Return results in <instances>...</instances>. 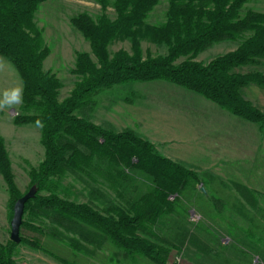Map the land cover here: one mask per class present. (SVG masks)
I'll return each mask as SVG.
<instances>
[{
  "label": "trees",
  "instance_id": "obj_1",
  "mask_svg": "<svg viewBox=\"0 0 264 264\" xmlns=\"http://www.w3.org/2000/svg\"><path fill=\"white\" fill-rule=\"evenodd\" d=\"M46 1L0 0V57L16 70L23 89V103L13 123L44 122L40 128L44 156L28 170L30 187H36V194L25 203L19 230V235L30 232L36 237L20 236L19 243L9 239L0 243V264H17L14 256L19 245L62 264H73L40 238L66 246L73 257L104 251L108 253L107 264H168L171 253H181L185 245L202 248L214 257L183 220L191 208L202 218L197 229L203 224L212 227L215 211L223 212V198L210 197L213 206L204 198L205 179L211 178L162 157L129 128L116 132L94 124L91 114L97 105L95 97L102 90L160 80L264 127V115L242 96L250 84L264 88V74L239 71L264 60V13L247 9L241 14L249 0H168L165 21L150 25L146 18L160 0H112L113 19L105 14L108 0H99L102 13L96 19L81 12L70 20L88 42L90 53H76L71 72L78 80L59 100L61 83L53 73L43 70L49 48L34 22L35 13ZM117 40L128 41L129 51L111 53L109 46ZM142 41L164 45L167 51L143 55ZM223 41L238 45L206 64L194 60ZM93 174L107 184L113 194L110 199L99 190L89 196V202L77 203L62 195L66 176L84 175L93 181ZM0 176L13 208L25 193L19 195L16 189L1 137ZM232 186L238 198L231 207L249 225L245 232L248 242H239L236 237L234 242L238 248L247 246L257 257L264 253L258 248L262 238L253 233L264 230V205L255 192L237 183ZM227 233L233 235L230 229Z\"/></svg>",
  "mask_w": 264,
  "mask_h": 264
},
{
  "label": "rangeland",
  "instance_id": "obj_2",
  "mask_svg": "<svg viewBox=\"0 0 264 264\" xmlns=\"http://www.w3.org/2000/svg\"><path fill=\"white\" fill-rule=\"evenodd\" d=\"M98 1L99 0H49L42 3L35 13L34 22L37 28L42 31V39L45 46L49 48V54L43 62V70L53 73L59 79L61 83V88L58 92L59 100L64 99L69 94L73 85L78 80V77L71 72L74 68L76 53H90L88 42L83 38L81 33L71 25L70 20L81 12H86L92 18L96 19L102 13ZM108 2L109 4L105 10V14L110 19H113L115 14L112 8V0H108ZM260 2L259 5H256L254 0H249V2L243 6L241 14L247 9L254 11H257L258 9L264 10V0H260ZM167 5L168 0H160L148 14L146 23L150 25L162 24L165 21ZM237 45L238 43L233 41L215 43L210 48L199 53L194 60L206 64L219 55L233 51ZM129 47L130 44L128 41L117 40L109 46V51L111 53L119 49L129 51ZM141 49L143 55L150 53L152 56L163 55L167 51V48L164 45H156L146 41L141 42ZM0 60L6 64L4 67L0 63V96H2L5 89H10L15 86L22 87V82L13 66L2 57H0ZM256 67H261V65ZM252 69L259 70V68L253 66H246L240 68L239 71L245 73L249 70L253 71ZM143 83L145 82L114 85L108 90H102L99 92L95 97L97 105L91 114V121L96 125L116 132L124 129L122 126L126 123L127 105L139 101V95H141L140 87ZM255 86L258 85L255 84ZM163 96L154 93L150 94L149 97L151 101L156 100V103H162V100L164 99ZM242 96L247 100L245 97L247 96L246 87L242 90ZM143 100L147 102V98H143ZM253 106L264 115L257 106ZM18 113H20V104L15 105L12 109L5 108L0 110V137L4 140L11 160L16 189L18 190L19 195H23L30 187V179L28 177L29 167H36L40 163L44 156V149L40 143V128H37L34 124L15 125L13 123V119ZM76 114L78 116L83 115L82 112H77ZM256 135H259L260 138L264 139V127H260L256 124ZM94 175L95 174H93V176ZM210 178L211 179L207 178L205 180L212 182L216 181V178ZM256 178L258 181L261 180L258 178V175H256ZM106 185L107 184L103 182L99 175H95L93 181L84 175L66 176L62 180V187L64 189L62 195L77 203L89 202V196L91 194L96 195V190H99L100 192H103V194H106L110 199L113 194ZM206 190L208 192L205 194V199L210 206H213L210 197L221 196L226 201L223 212L218 213L215 211L212 222L214 225L211 227L209 224H203L197 229L196 224L198 226V222L202 220V218L198 213L192 211L191 208L189 209L188 214L184 215L183 220L185 225L190 230H193L194 234H197L198 241L205 244L214 255L219 256L218 263L212 261V264H225L220 261V257L223 258V260H226V263L228 264H232L233 262V264H261V254H264L261 253V251L264 252V230L262 232L255 231L253 233L255 238L257 236L262 238L258 244L261 254L257 257H254L252 251H250L247 246H241V248H238L237 244L234 242V240H236L234 237H236L239 242L247 243L248 238L245 232L249 227V225L244 222L231 207L235 201L232 199V196H235L236 191L233 188H227V190L219 188H212L210 191L208 189ZM251 191L255 192L260 203L264 205V188ZM11 205L12 202L9 193L0 176V243H5L9 239V223L12 217ZM229 229L233 232L232 236L227 233ZM20 236H26L28 238L36 237L35 234L30 232H22ZM40 239L46 247L53 252L68 258L73 264H107L106 256L108 253L104 251L96 250L93 252L94 254L92 256L78 253L73 257L71 255V250L66 246L46 238ZM253 244L254 241H252L250 246L252 247V250L254 246ZM193 253L192 247L190 248L189 245H185L181 253H171L168 258V264H171L176 257L181 259V264H199L200 262L194 258ZM14 258L17 264H62L50 256L26 245H19L17 247ZM138 264L150 263L139 261ZM200 264L210 263L201 262Z\"/></svg>",
  "mask_w": 264,
  "mask_h": 264
},
{
  "label": "crops",
  "instance_id": "obj_3",
  "mask_svg": "<svg viewBox=\"0 0 264 264\" xmlns=\"http://www.w3.org/2000/svg\"><path fill=\"white\" fill-rule=\"evenodd\" d=\"M257 11L264 13L261 9ZM0 63L6 66L1 60ZM255 68L259 70H252H262L264 74V60L261 67ZM141 85L140 102L127 105L123 128L132 129L151 143L162 157L199 175L216 178L215 182L206 180L205 189L209 191L227 190L233 188V183L249 190L264 188V139L256 135L255 123L242 120L182 87L163 81ZM246 91V99L264 113V89L250 84ZM154 93L164 95L162 103L151 101L149 96ZM237 198V193L232 196L234 203ZM192 251L200 263H218V255L212 257L202 248ZM220 261L228 264L221 257Z\"/></svg>",
  "mask_w": 264,
  "mask_h": 264
},
{
  "label": "water",
  "instance_id": "obj_4",
  "mask_svg": "<svg viewBox=\"0 0 264 264\" xmlns=\"http://www.w3.org/2000/svg\"><path fill=\"white\" fill-rule=\"evenodd\" d=\"M36 194V187L31 186L28 191L18 198L12 208V217L10 219V233L9 239L14 243L20 242L19 230L22 223V217L24 212L25 203L32 199Z\"/></svg>",
  "mask_w": 264,
  "mask_h": 264
},
{
  "label": "clouds",
  "instance_id": "obj_5",
  "mask_svg": "<svg viewBox=\"0 0 264 264\" xmlns=\"http://www.w3.org/2000/svg\"><path fill=\"white\" fill-rule=\"evenodd\" d=\"M23 103V89L20 86H15L10 89H5L0 96V110L5 108L12 109L17 104ZM35 126L37 128H43L44 122L41 120L35 121ZM179 260V257L177 258Z\"/></svg>",
  "mask_w": 264,
  "mask_h": 264
},
{
  "label": "built area",
  "instance_id": "obj_6",
  "mask_svg": "<svg viewBox=\"0 0 264 264\" xmlns=\"http://www.w3.org/2000/svg\"><path fill=\"white\" fill-rule=\"evenodd\" d=\"M178 257L174 258L173 262L171 264H181V259L177 260Z\"/></svg>",
  "mask_w": 264,
  "mask_h": 264
}]
</instances>
